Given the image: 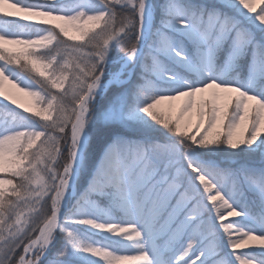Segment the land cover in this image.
<instances>
[{"label": "snow or ice", "instance_id": "snow-or-ice-1", "mask_svg": "<svg viewBox=\"0 0 264 264\" xmlns=\"http://www.w3.org/2000/svg\"><path fill=\"white\" fill-rule=\"evenodd\" d=\"M255 2L0 0V264H264Z\"/></svg>", "mask_w": 264, "mask_h": 264}, {"label": "rangeland", "instance_id": "rangeland-1", "mask_svg": "<svg viewBox=\"0 0 264 264\" xmlns=\"http://www.w3.org/2000/svg\"><path fill=\"white\" fill-rule=\"evenodd\" d=\"M261 6H264V0H256L255 7L257 8V10H259V8ZM70 35H79V33L75 32L74 30H72L70 28ZM8 46L9 47H13V48L19 47L17 45H8ZM4 87H5V90L10 91L14 95V98L18 101V103L23 104L25 106V108H32L35 111H37V108H36V99L37 98L31 96L28 92L22 91V89L25 87L24 84H20L19 87H16L10 81H5ZM32 91H38V89H33ZM209 91H211V90H209ZM181 100H182V98H181ZM181 100H164L157 107H158V109H162V110H165V111H171L172 115L175 116L177 114V112H178L179 106L181 104ZM5 106H7L8 110H10V111H12V108H13V109H17V110H21V111L26 112L24 109H21V108L15 106V105H11L7 101H4L2 98H0V109L5 108ZM26 113L29 114L28 112H26ZM193 120H194V118H193ZM3 178L8 179L9 176H4ZM8 186L9 185H5V187H8ZM84 187H86V184L84 185ZM79 191L83 192V187H81L79 189ZM205 203H208L209 207H211L210 202H208L206 200ZM213 215H214V212H213ZM233 219H236V218L227 217L226 216L225 222L226 223L227 222H231ZM114 223H115V221H114ZM217 224H218V229H219V223L217 222ZM81 231H84V230L81 229ZM85 234L87 235L88 233H85ZM220 235H221V238H222L223 237V232L222 231L220 232ZM93 239H95L97 241H102L103 237L94 236ZM248 243L249 244H258L259 241H249ZM97 246H102V244H98ZM223 251L225 253H227L229 250L225 247L223 249ZM121 254L132 255V254H135V253L128 252V253H121Z\"/></svg>", "mask_w": 264, "mask_h": 264}, {"label": "trees", "instance_id": "trees-1", "mask_svg": "<svg viewBox=\"0 0 264 264\" xmlns=\"http://www.w3.org/2000/svg\"><path fill=\"white\" fill-rule=\"evenodd\" d=\"M18 48V47H17ZM66 87H67V84L65 85ZM36 108H37V111H39L40 109H39V106L37 105V103H36ZM12 111H15V112H19V113H21L22 115H25V116H28L29 114H27L26 112H24V111H21V110H17V109H13L12 108ZM161 142H163V141H161ZM10 178V177H9ZM6 188H9L10 189V186H8V187H6Z\"/></svg>", "mask_w": 264, "mask_h": 264}]
</instances>
